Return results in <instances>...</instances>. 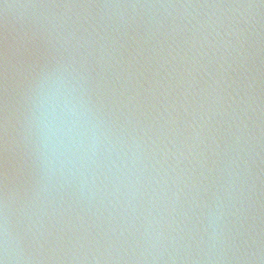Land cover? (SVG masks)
Instances as JSON below:
<instances>
[{
	"label": "water",
	"instance_id": "obj_1",
	"mask_svg": "<svg viewBox=\"0 0 264 264\" xmlns=\"http://www.w3.org/2000/svg\"><path fill=\"white\" fill-rule=\"evenodd\" d=\"M0 264H264V0H0Z\"/></svg>",
	"mask_w": 264,
	"mask_h": 264
}]
</instances>
